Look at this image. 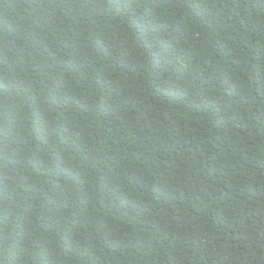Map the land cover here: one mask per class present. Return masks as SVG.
<instances>
[{
    "label": "trees",
    "instance_id": "trees-1",
    "mask_svg": "<svg viewBox=\"0 0 264 264\" xmlns=\"http://www.w3.org/2000/svg\"><path fill=\"white\" fill-rule=\"evenodd\" d=\"M0 264H264V0H0Z\"/></svg>",
    "mask_w": 264,
    "mask_h": 264
}]
</instances>
